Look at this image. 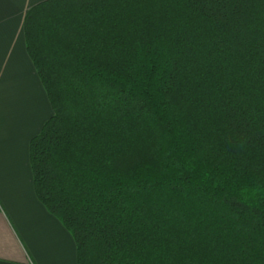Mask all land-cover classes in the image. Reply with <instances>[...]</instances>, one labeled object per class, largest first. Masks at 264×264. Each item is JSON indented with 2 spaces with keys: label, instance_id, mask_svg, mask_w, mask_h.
Wrapping results in <instances>:
<instances>
[{
  "label": "trees",
  "instance_id": "obj_1",
  "mask_svg": "<svg viewBox=\"0 0 264 264\" xmlns=\"http://www.w3.org/2000/svg\"><path fill=\"white\" fill-rule=\"evenodd\" d=\"M23 32L76 264H264V0H44Z\"/></svg>",
  "mask_w": 264,
  "mask_h": 264
},
{
  "label": "crops",
  "instance_id": "obj_2",
  "mask_svg": "<svg viewBox=\"0 0 264 264\" xmlns=\"http://www.w3.org/2000/svg\"><path fill=\"white\" fill-rule=\"evenodd\" d=\"M41 1L0 0V264H76L74 239L38 200L29 163V142L52 115L23 32Z\"/></svg>",
  "mask_w": 264,
  "mask_h": 264
}]
</instances>
